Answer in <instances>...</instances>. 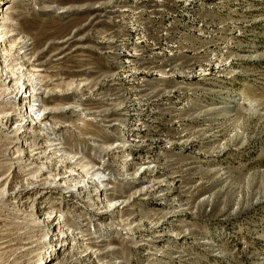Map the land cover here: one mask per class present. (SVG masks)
<instances>
[{
    "label": "rangeland",
    "instance_id": "rangeland-1",
    "mask_svg": "<svg viewBox=\"0 0 264 264\" xmlns=\"http://www.w3.org/2000/svg\"><path fill=\"white\" fill-rule=\"evenodd\" d=\"M0 23V264H264V0H0Z\"/></svg>",
    "mask_w": 264,
    "mask_h": 264
},
{
    "label": "bare ground",
    "instance_id": "bare-ground-1",
    "mask_svg": "<svg viewBox=\"0 0 264 264\" xmlns=\"http://www.w3.org/2000/svg\"><path fill=\"white\" fill-rule=\"evenodd\" d=\"M1 24V23H0ZM1 25H6L4 22L1 24ZM1 27H3V26H1ZM1 29V28H0ZM3 30V29H2ZM7 30V29H6ZM3 32V31H2ZM4 32H6L5 30H4ZM9 34V33H8ZM6 35V34H5ZM2 36H4L3 34H2ZM9 36V35H8ZM25 42V41H24ZM25 43H27V42H25ZM24 44V43H23ZM29 44V43H28ZM25 48V47H24ZM45 86H46V84H44ZM37 94H39V95H41L40 93H37V92H35V90H34V92H32V95H31V100H30V103L32 104L33 102H35V97H37ZM53 95V94H52ZM48 96V95H47ZM56 96V95H55ZM47 98V97H46ZM48 99V98H47ZM15 100H16V98H15ZM15 102V101H14ZM16 103V102H15ZM41 105V104H40ZM40 105H38V106H40ZM30 107H31V109L33 110V106L32 105H30ZM30 109V110H31ZM71 109V108H70ZM30 110H28V111H30ZM39 110V109H38ZM73 110V109H72ZM27 111V110H26ZM34 111V110H33ZM16 112V111H15ZM37 112L38 111H34L33 112V114H31V117H32V120L30 119V121H28L27 123L29 124V125H36V126H38V125H40V123L42 122V121H44V119L45 118H47L48 117V115L47 114H51V113H53L54 111H46V109L44 110V111H39L38 113L39 114H37ZM58 113V111H55L54 112V114L55 113ZM21 113V112H20ZM31 113V112H30ZM61 113V112H60ZM18 120V119H17ZM6 120H4V118H1L0 119V125L3 127L4 125H6ZM8 125V124H7ZM8 127V126H7ZM41 128V127H40ZM48 129H50V128H48ZM5 130V129H4ZM14 133L16 134V135H13L12 137H17V133H18V131H14ZM31 133H33V132H31ZM35 133V132H34ZM35 134H37V133H35ZM35 134H34V136H32V137H34L36 140H37V138H36V136H35ZM33 139V138H32ZM17 143V142H16ZM33 145V144H32ZM35 146V145H34ZM32 147V146H31ZM40 149V148H39ZM42 149V148H41ZM44 149V148H43ZM46 151V150H45ZM43 151L41 150V151H39L38 153H35V154H40V153H42ZM41 155H43V153L41 154ZM28 162V161H27ZM105 180V179H104ZM102 182H103V180H101ZM97 184H98V182H97ZM47 186H53V185H48L47 184ZM60 186V185H59ZM62 187V186H61ZM37 187H32V188H29V189H23L24 191L21 193V195L22 196H24L25 195V193H27V192H30L31 190H33V189H36ZM39 189H46V188H48V187H45V186H40V187H38ZM102 190V189H101ZM106 190V189H105ZM104 190V191H105ZM103 191V190H102ZM143 192V191H142ZM138 197V196H137ZM18 200H19V198H17ZM9 202V201H8ZM18 202H20V201H18ZM24 203V202H23ZM20 215V214H19ZM25 218V217H24ZM5 243V242H4ZM0 245H3V243H1ZM6 246H4V247H0V249H2V248H5Z\"/></svg>",
    "mask_w": 264,
    "mask_h": 264
}]
</instances>
